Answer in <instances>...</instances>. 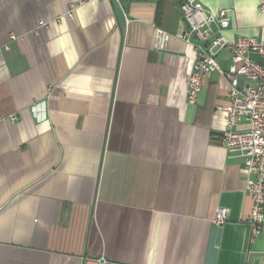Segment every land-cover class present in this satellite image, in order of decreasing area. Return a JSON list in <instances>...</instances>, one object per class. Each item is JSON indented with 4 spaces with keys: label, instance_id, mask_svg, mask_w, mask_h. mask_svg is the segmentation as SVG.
I'll use <instances>...</instances> for the list:
<instances>
[{
    "label": "crops",
    "instance_id": "1",
    "mask_svg": "<svg viewBox=\"0 0 264 264\" xmlns=\"http://www.w3.org/2000/svg\"><path fill=\"white\" fill-rule=\"evenodd\" d=\"M199 1L262 36L264 0ZM180 2L0 0V264H264L227 83L187 100Z\"/></svg>",
    "mask_w": 264,
    "mask_h": 264
},
{
    "label": "built area",
    "instance_id": "2",
    "mask_svg": "<svg viewBox=\"0 0 264 264\" xmlns=\"http://www.w3.org/2000/svg\"><path fill=\"white\" fill-rule=\"evenodd\" d=\"M261 5L259 10L264 12V3ZM180 10L182 22L188 29L177 37L192 44L196 51L195 63L187 79L188 103L197 104L204 79L209 74L218 72L227 83L229 101L223 110L228 124L221 143L228 152L243 159L246 190L252 200L247 225L254 242L264 225V28L260 38L230 40L223 34L230 24L229 9L213 13L199 0H181ZM155 37L158 45L167 39L161 30H156ZM223 51L231 56L227 70L217 61ZM240 124H246L247 128L240 130ZM217 211L213 224L221 226L228 220L227 211Z\"/></svg>",
    "mask_w": 264,
    "mask_h": 264
}]
</instances>
